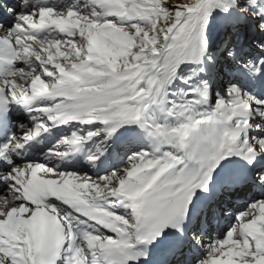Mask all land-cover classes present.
<instances>
[{"label": "snow or ice", "instance_id": "snow-or-ice-1", "mask_svg": "<svg viewBox=\"0 0 264 264\" xmlns=\"http://www.w3.org/2000/svg\"><path fill=\"white\" fill-rule=\"evenodd\" d=\"M84 4L92 11L48 0H0V13L10 21L0 20V136L6 137L0 143V264H144L153 249L174 258L189 242L202 253L194 264H264V200L235 213L221 239L206 240L201 230L186 241L182 227L194 196L209 192L218 169L233 161L254 167L264 158V95L229 82L211 110L199 113L196 106L209 100L203 81V91L193 90L197 98L161 108L177 118L174 125L143 121L146 102L156 103V95L179 78L181 64L207 60L215 66L205 35L213 12L226 17L235 36V44L229 37L220 45L238 65L233 76L258 85L264 0ZM241 25L259 34L253 41L259 55L245 56ZM13 107L31 121L18 125L19 134H9ZM70 123L102 127L71 132L43 154L46 160L79 151L101 132L107 140L132 126L154 150L133 153L123 168L95 177L13 159L22 161L18 150L51 127ZM103 155L88 154L85 163L95 167ZM245 182L264 189V173L230 175L222 187L232 191ZM50 199L99 228L77 229ZM118 207L127 211L117 214Z\"/></svg>", "mask_w": 264, "mask_h": 264}, {"label": "bare ground", "instance_id": "bare-ground-1", "mask_svg": "<svg viewBox=\"0 0 264 264\" xmlns=\"http://www.w3.org/2000/svg\"><path fill=\"white\" fill-rule=\"evenodd\" d=\"M11 1V0H9ZM59 4V3H63L62 0L60 2V0H52L49 4ZM210 41V39L208 40V42ZM182 65V64H181ZM180 65V66H181ZM204 65V61L200 64V65H196V70ZM206 68V67H205ZM202 75L199 76V78H202L205 76L204 80H208L209 78H206V70L201 71L200 73H202ZM198 78V77H196ZM192 81V80H191ZM208 83V81H207ZM210 83V86H212V83ZM191 84V82H190ZM168 88L166 87V89L162 90L161 93H159L158 95H156V103H151V102H146L147 103V107L144 110L143 113V121L145 123V125H154V124H161L163 126H172L177 122V118L176 117H169L165 114V112L161 111V108H164L165 110L170 107L172 104H183L185 102H187L190 99H194L197 98L194 94L193 91H191V89H188V85L184 82H182V80H177L174 79L170 84L167 85ZM195 86V84L193 85ZM195 89H200L201 91H203L204 89L202 88V86H196ZM194 89V90H195ZM210 102L208 101L206 104L205 103H201L200 105L196 106V108L194 109L196 112L202 113V112H207L209 110H211L212 106H209ZM16 114V121L17 124L14 126V132L16 134H19L22 129H20L18 127V125H25V126H30L31 122L30 120H28L26 117L21 116L19 114ZM93 125H99V124H93ZM86 126V125H85ZM102 126L100 125L101 128ZM133 132L138 133L139 134V139H145L144 133L139 129L136 128L135 126L132 127ZM94 141V139L92 141H88L86 143H89L88 146H90L92 144V142ZM84 143V144H86ZM105 144V142H103ZM149 144L151 145V150H146V147L143 148V151H147L149 153H152L154 150V145L149 141ZM22 149H26V150H33L35 152H37V154L39 155V163L42 164H48L50 166H57L58 165V171H63V172H70V171H74L73 173H78V174H87L88 176L91 177H95V176H102L105 175L107 172V168L105 169L104 167H99V168H95V167H89L88 165H74V166H66L65 164L62 163V161H59L58 159H48L46 160L43 156V154L50 148H46L45 150L41 147L36 146V143L33 142L32 144H28L25 145ZM22 149L18 150L21 151ZM163 150H167L165 147L161 148V151ZM157 155H159V153L157 152ZM21 157L23 158V160H18V158H16L15 160L17 162H23V161H33V162H38L36 160H34L32 157H29L28 159H25L22 155ZM102 165H104V161H102ZM101 165V166H102ZM191 165H189L190 167ZM256 200H264V194H262L259 198H257ZM58 211L61 214H67L69 217V221H73L75 222L76 227H84V228H89L91 227V221H81L77 219H75L72 216H77L76 213L73 212H67V206L66 205H62V204H58L56 205ZM72 222V223H74ZM83 222V223H81ZM77 224H80L77 226ZM223 238V237H222Z\"/></svg>", "mask_w": 264, "mask_h": 264}, {"label": "rangeland", "instance_id": "rangeland-1", "mask_svg": "<svg viewBox=\"0 0 264 264\" xmlns=\"http://www.w3.org/2000/svg\"><path fill=\"white\" fill-rule=\"evenodd\" d=\"M60 2H61V0H60ZM62 2L65 4H68V5L75 4L77 7L80 8V10L82 12H84V14H87L90 11H92V8L90 6L85 7L84 0H62ZM188 2H190V0H169L170 4L188 3ZM243 26L244 25H242L241 29H239V33L243 37V45L242 46L246 47L248 49L247 53H245V56H247L248 58H251L252 55L253 56L259 55L260 53H258L257 49L254 47V44H253V41L259 37V34L251 31V35L247 38V36L249 34L248 35L244 34V31H243L244 27ZM205 35L207 37V40L210 39L209 42L212 41L214 43V48L207 50L208 53L211 54L215 58V61L219 65H220V63H222V66L220 65L222 67V69L219 70L220 72H222V75L219 71L215 72L214 75H211V77L214 78V79H212L214 81V85H213V87H211L212 90H210L209 93L213 94V96L211 98V102H212V105H214L217 94L223 95L224 90H225V86L228 84L226 82L223 84V86L216 87L217 77L220 76V79L225 81L226 77L224 78V76L228 74L227 72L230 71L231 73H233L237 70V67H238V65L236 64V62L234 60L227 57L226 51H224V52L220 51V45L223 43V41L225 39H227L229 37H232L233 44H235V36L232 34L230 28L226 25V17L218 11L213 12L211 17L209 18ZM245 35H246V37H245ZM219 39H220V41L218 42ZM222 57H224V58H222ZM197 64H199V63H184L181 66H179V68L177 69V75L179 77V78H177V80L178 81L179 80H186L187 81L186 84L189 86L188 89H191L194 84H198L197 86H199V85L203 86L202 82L204 81V78H202V80H201V79H198L196 77H199L200 74H203V72L200 73L201 72L200 68L203 67V69L205 70L207 67H209L210 63H208L207 60H204V65L199 67L196 70L195 65H197ZM223 69H226L225 73H223V71H224ZM213 76H215V77H213ZM190 82H191V84H190ZM219 82H221V81H219ZM166 87L168 88L167 85H166ZM166 87H165V89H166ZM211 102H210L209 106H212ZM90 126H93L96 129H98V127H100V125H96V126L90 125ZM95 128H92V127L90 129L84 128V129L80 130V133L84 134L88 130H94ZM102 142H103L102 138L100 136L99 137L97 136L94 140L93 148L91 150H94L95 153L98 150L103 151ZM130 155H128V156L126 155V157H124V155L118 154V160L120 159V161H124V163H122V165H119V161H118V163H116L117 166L111 167L109 169V171H107L108 166L106 165L107 166L106 167L107 168L106 174H108L109 172H111L115 169L123 168L125 166V164L127 163V158ZM99 163H101V162H99ZM101 165H102V163H101ZM104 165H105V163H104ZM89 167H92V166H89Z\"/></svg>", "mask_w": 264, "mask_h": 264}]
</instances>
